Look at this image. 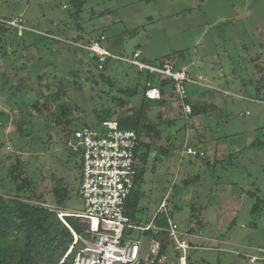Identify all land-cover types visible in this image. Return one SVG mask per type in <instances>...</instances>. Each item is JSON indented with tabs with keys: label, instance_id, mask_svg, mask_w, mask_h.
Returning <instances> with one entry per match:
<instances>
[{
	"label": "rangeland",
	"instance_id": "rangeland-1",
	"mask_svg": "<svg viewBox=\"0 0 264 264\" xmlns=\"http://www.w3.org/2000/svg\"><path fill=\"white\" fill-rule=\"evenodd\" d=\"M76 10L72 0H0V20L21 17L34 31L50 34L23 50L21 38L13 30L6 33L5 55L0 54V111L6 112L0 114V194L11 188L8 166L19 152L30 171L41 169L38 192L49 203L55 173L70 189L64 209H84L78 192L81 153L64 144L65 130L34 109L40 94L31 84L45 75L55 89L64 86L65 100L79 106L74 109L78 125H92L103 110L114 109V98L139 102L145 71L140 74L139 68L118 60L101 71L81 50L77 56L88 63L76 64L69 53L75 50L63 41L83 43L105 34L102 45L125 58L141 49L146 62L184 65L201 82L190 85V101L218 102V110L197 120L176 95L168 96L163 108L151 102L149 114L159 135H144L138 149L137 165L145 169L134 197L139 221L149 223L166 197L170 217L192 242L194 264H264V203L253 212L257 200L249 194L256 191L264 199V103L256 101L264 93L255 97V83L264 84V0H87L79 18L73 15ZM180 51L185 52L181 59L167 57ZM134 87L130 95L127 89ZM209 91L216 96L206 98ZM161 109L166 122L157 117ZM122 111L126 114L127 107ZM192 126L206 128L215 141L198 146L206 152L203 157L186 155L180 161L185 143L195 144ZM147 144L151 150L144 161ZM159 216L168 219L165 213ZM130 236L141 237V232Z\"/></svg>",
	"mask_w": 264,
	"mask_h": 264
},
{
	"label": "trees",
	"instance_id": "trees-1",
	"mask_svg": "<svg viewBox=\"0 0 264 264\" xmlns=\"http://www.w3.org/2000/svg\"><path fill=\"white\" fill-rule=\"evenodd\" d=\"M72 1L77 9L73 15L76 18H79L87 0ZM14 17L0 20V54L5 55L4 46L7 42L6 33L10 30H13L15 35L21 38L23 50L27 49L29 46L41 43L46 38L50 37L49 32L46 31L44 32L45 34H43L42 32L34 31L33 27V30H25L23 35H19L17 33V28L6 22L7 20L14 19ZM29 35L33 37L27 39ZM65 44L68 45L69 51L71 49L75 50L74 52L70 51L69 53H71L72 57H74L76 64L88 63L83 60L82 56H77V50L89 53L90 63H92V65L101 71L108 68L112 60H116L108 59L104 63V66L99 68V57L96 52L69 44L67 42H65ZM184 53V51H180L174 53L172 56L167 57H177L181 59L184 57ZM167 61L173 62L171 60L161 59L159 64H163ZM175 66L180 68L184 65L178 64L176 62ZM87 71L91 72V69L88 68ZM71 72L74 76L76 75L74 70ZM145 72L147 73L146 82L143 87L142 97L139 102L133 103L131 99H124L122 97L114 98V101L116 102L115 108L103 110V112L98 114L96 117V122L92 123V125L100 127L102 122L106 119H118L122 127L133 129L138 135L134 187L131 191V194L126 199L125 204V213L136 221H139V219L136 215L138 208L136 199H134V197L137 195L138 198V186L140 185L141 179H143V174L145 171V169L140 168L137 165L138 149L140 144L143 143L142 138L144 135H151L153 131L159 135V132L152 121V116L149 114L151 102H157L159 106L163 108L168 102V96L176 95L174 92L173 79L162 78V76L157 73H151L149 71ZM139 73L142 74L144 71L139 70ZM44 77L45 75H39L36 83L31 84V87L36 88L40 94L38 96L39 99L33 104V107L40 114V116L44 115V117L56 125V127L60 126L63 130H65L63 142L66 145V139L73 133L74 130L85 127L93 128V126L90 125V123L85 122L81 125L76 124L74 109L79 108V106L65 100L67 90L64 88V86L62 87L59 85V87L55 89L54 83H46V79ZM101 77L107 79L111 84L114 83V78L108 77L103 73H101ZM3 78L4 81L8 83V77L3 76ZM250 81L251 84L254 85V80L251 79ZM261 81H263V79H261ZM74 82L77 83V81ZM191 84L192 83L187 84L188 98L186 100L191 104V117L209 114L212 111L218 110L216 104L207 102L206 100L191 102L189 95ZM149 86L158 87L161 90V98L157 100H151L147 98L146 91ZM127 90H129L131 93L130 95H132L137 91V88H128ZM255 92V97H262L264 93V84L258 85L255 83ZM207 93L204 92L205 95ZM44 98L46 99L42 100ZM51 104H54V107H52ZM125 107H127L126 114H124L122 111ZM5 113L6 112L3 110L0 111V114L4 115ZM162 114H165L163 109L158 111L157 117L161 118L160 120L162 122H166V119L163 118L162 120ZM23 122L27 121L23 119ZM171 122L173 123L174 120L169 121V123ZM23 131V127H20L19 134H23ZM192 131L193 134L195 133L194 131H196L193 126ZM195 134L196 137L194 142L195 144H199V141L202 140H199L198 133ZM195 144L192 146H196ZM146 148L145 154H143L142 157L144 161L148 159L151 146L147 144ZM162 149L164 153L170 152L171 150L170 148ZM208 163L211 164L210 162ZM40 171L41 169L38 167L30 171L27 159H24L19 152L16 153L15 159L10 161L8 166V177L11 182V188L3 194H0V264H74L77 253L85 247V243L80 239L74 243L75 236L73 232L58 215L60 210L65 211L64 208L66 206V202L70 198V189L67 185L66 179L64 177L55 176V173L51 174L54 180L52 188L53 201L52 203H49L44 192H38V185L42 179V174ZM78 179V184H80L81 176H79ZM249 194L250 196L255 197L257 200L252 210L256 213L258 211V206L264 203V199L258 196L256 191H250ZM64 218L67 223L77 232V234L85 236L80 218L72 215H67ZM156 223L162 226L165 230L160 231L157 235H155L152 231H147L145 232V235L147 237L153 236L161 241V255L167 254L169 256V263L177 262L179 253L174 249L173 241L166 230L168 225L166 219L164 217H158L156 219ZM127 234H129V231H126V235ZM189 243L191 244L192 242L189 241ZM71 247L72 250L70 251ZM161 255L151 264H167L161 263L159 261ZM194 263L195 262L192 259V255L189 254L187 264Z\"/></svg>",
	"mask_w": 264,
	"mask_h": 264
},
{
	"label": "built area",
	"instance_id": "built-area-1",
	"mask_svg": "<svg viewBox=\"0 0 264 264\" xmlns=\"http://www.w3.org/2000/svg\"><path fill=\"white\" fill-rule=\"evenodd\" d=\"M6 22L16 27L19 35H23L25 30H33L21 17ZM105 40V34H101L99 38L83 43L69 39L63 41L96 52L99 68H102L108 59H116L127 61L140 71H149L160 74L162 78L173 79L175 94L182 101L186 113H191V104L186 101L187 84L201 82L191 77L187 67L177 68L170 61L163 64L146 63L141 59L140 50H135L131 59L125 58L104 47L102 42ZM146 96L157 100L161 98V90L149 86ZM256 101L264 103L263 98ZM137 145L136 131L122 127L118 119H106L100 128L76 129L66 139V146L72 151L80 152L82 158L79 194L84 209L71 212L60 210L58 213L73 232L74 243L79 239L85 243V247L77 253L74 264H151L161 255L162 243L153 236L147 237L145 232L152 231L157 235L165 230L156 223L161 213L168 216L166 230L173 241L174 249L179 253L177 264L188 263L191 246L183 237L179 224L170 217L166 197L160 204L159 214L157 212L147 224L133 220L125 213L126 199L134 187ZM205 154L201 148L185 143L180 161H183L186 155L203 157ZM67 215L80 218L85 236L77 234L67 223L64 218ZM135 230L141 232V237L130 236ZM126 231H129V234L126 235ZM145 238L148 240L147 246ZM168 260L167 254H162L159 259L161 263L171 264Z\"/></svg>",
	"mask_w": 264,
	"mask_h": 264
},
{
	"label": "crops",
	"instance_id": "crops-1",
	"mask_svg": "<svg viewBox=\"0 0 264 264\" xmlns=\"http://www.w3.org/2000/svg\"><path fill=\"white\" fill-rule=\"evenodd\" d=\"M138 49H140V48H138ZM141 50V49H140ZM142 51V50H141ZM192 77V76H191ZM193 78V77H192ZM194 79H199V78H194ZM193 84V83H192ZM213 96V98H214V96H216V93H214V92H209V93H207V95H206V98H208V97H212ZM204 99H202L201 98V101H203ZM195 101V100H194ZM193 101V102H194ZM197 101H200V100H197ZM216 105L218 104V102L217 101H215L214 102ZM211 113H209V114H206V115H210ZM201 116H205L204 114H202V115H199V116H195V117H193V119H195V120H197V118H199V117H201ZM194 128H195V126H193ZM196 131H194L195 133H198V138H199V140H202V141H199L200 143V145H196V147H198V146H205V145H207V143L208 142H213V141H215L214 140V138H210V136L207 134L206 135V128L204 129V127H200V126H196V129H195ZM213 132V131H212ZM194 133V134H195ZM211 140H213V141H211ZM222 147H216V149H215V151H217L218 149L220 150ZM80 171H81V169H80ZM155 216V214L153 215V217ZM152 217V218H153ZM152 220V219H151ZM138 222H142V223H145V224H147L143 219H141L140 221H138Z\"/></svg>",
	"mask_w": 264,
	"mask_h": 264
}]
</instances>
